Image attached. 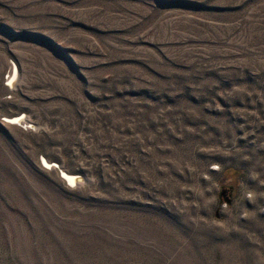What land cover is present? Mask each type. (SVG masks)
Segmentation results:
<instances>
[{"label":"rangeland","instance_id":"374dc122","mask_svg":"<svg viewBox=\"0 0 264 264\" xmlns=\"http://www.w3.org/2000/svg\"><path fill=\"white\" fill-rule=\"evenodd\" d=\"M0 264H264V0H0Z\"/></svg>","mask_w":264,"mask_h":264},{"label":"bare ground","instance_id":"6f19581e","mask_svg":"<svg viewBox=\"0 0 264 264\" xmlns=\"http://www.w3.org/2000/svg\"><path fill=\"white\" fill-rule=\"evenodd\" d=\"M10 77H8L7 79V86L13 88L17 77L15 73H11V75H9ZM7 122H9L10 125H23L22 127L24 129H30L31 125H29L26 121H24V117L19 115V116H14V117H8ZM47 166L49 168H53V164L52 163H46ZM56 166V165H55ZM62 174V178H65V180L71 185V186H77L78 183H81V178L78 175H74V174H66L64 172H61ZM64 176V177H63ZM67 183V185L69 186V184Z\"/></svg>","mask_w":264,"mask_h":264},{"label":"flooded vegetation","instance_id":"af4514ba","mask_svg":"<svg viewBox=\"0 0 264 264\" xmlns=\"http://www.w3.org/2000/svg\"><path fill=\"white\" fill-rule=\"evenodd\" d=\"M230 187H232V190L230 189ZM234 193H235V187L232 185H229L228 187H222V193H221V197L223 198L224 201L230 200V204L232 202V199L234 197ZM222 202V199L219 201Z\"/></svg>","mask_w":264,"mask_h":264},{"label":"water","instance_id":"95a60500","mask_svg":"<svg viewBox=\"0 0 264 264\" xmlns=\"http://www.w3.org/2000/svg\"><path fill=\"white\" fill-rule=\"evenodd\" d=\"M230 189L232 190V187H230ZM225 202H226L227 205H230V200H227V201H225ZM220 205H221V202H219V207H220ZM219 207H218L217 210H216V217H218Z\"/></svg>","mask_w":264,"mask_h":264},{"label":"built area","instance_id":"2783aa9c","mask_svg":"<svg viewBox=\"0 0 264 264\" xmlns=\"http://www.w3.org/2000/svg\"><path fill=\"white\" fill-rule=\"evenodd\" d=\"M13 74V73H12Z\"/></svg>","mask_w":264,"mask_h":264}]
</instances>
